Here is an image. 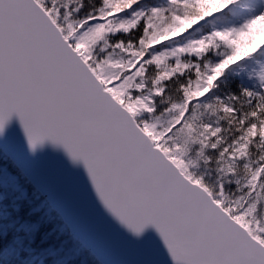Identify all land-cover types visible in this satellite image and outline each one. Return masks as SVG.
<instances>
[{
    "label": "snow or ice",
    "instance_id": "6c2138e0",
    "mask_svg": "<svg viewBox=\"0 0 264 264\" xmlns=\"http://www.w3.org/2000/svg\"><path fill=\"white\" fill-rule=\"evenodd\" d=\"M102 251L264 264V0H0V264Z\"/></svg>",
    "mask_w": 264,
    "mask_h": 264
},
{
    "label": "water",
    "instance_id": "95a60500",
    "mask_svg": "<svg viewBox=\"0 0 264 264\" xmlns=\"http://www.w3.org/2000/svg\"><path fill=\"white\" fill-rule=\"evenodd\" d=\"M13 135L17 140L22 141V139H23L22 132L19 128L14 129ZM49 156L60 159L61 163H63L66 167L68 166L67 161L64 160L62 157H56L55 154H53L51 152H49ZM100 258H101V260L106 261L107 264H112L113 261L118 259V256L113 252L102 251L100 253Z\"/></svg>",
    "mask_w": 264,
    "mask_h": 264
}]
</instances>
